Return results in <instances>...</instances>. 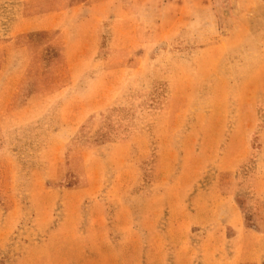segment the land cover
Segmentation results:
<instances>
[{
	"label": "rangeland",
	"instance_id": "rangeland-1",
	"mask_svg": "<svg viewBox=\"0 0 264 264\" xmlns=\"http://www.w3.org/2000/svg\"><path fill=\"white\" fill-rule=\"evenodd\" d=\"M71 4L0 3V264L207 256L210 177L264 256V0Z\"/></svg>",
	"mask_w": 264,
	"mask_h": 264
},
{
	"label": "crops",
	"instance_id": "crops-1",
	"mask_svg": "<svg viewBox=\"0 0 264 264\" xmlns=\"http://www.w3.org/2000/svg\"><path fill=\"white\" fill-rule=\"evenodd\" d=\"M16 1L30 4L33 2L40 3L42 4L40 5L41 8L50 7L49 10L55 11L67 10V13H69V10L78 9L77 5L71 4V0H0V3ZM115 1L97 0V3L104 9L107 6L108 9H111ZM99 18V16H96L95 21H98ZM28 20L32 22L31 17H24L23 22H20L25 24L24 32L31 30V25L26 22ZM209 181L212 182V186L207 187L206 190L203 189L205 191L202 193H196V203L187 205L182 211L183 215L194 216L199 219L196 220L199 223L196 225L198 229H195L194 237L199 241H203V245L206 246L203 250L209 255L190 256L188 258L178 256L174 262L176 264H264V256L250 257V250L252 247L254 248L252 242L254 236L251 235V231H245L244 222L235 210L233 198L224 196L220 192L221 180L210 177ZM261 248H263V245ZM31 262L33 264L37 263L35 259Z\"/></svg>",
	"mask_w": 264,
	"mask_h": 264
}]
</instances>
